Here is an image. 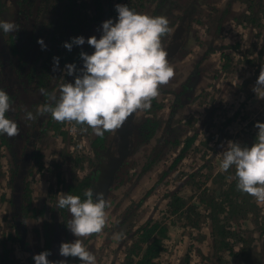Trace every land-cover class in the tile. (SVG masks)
Masks as SVG:
<instances>
[{
    "label": "rangeland",
    "instance_id": "1",
    "mask_svg": "<svg viewBox=\"0 0 264 264\" xmlns=\"http://www.w3.org/2000/svg\"><path fill=\"white\" fill-rule=\"evenodd\" d=\"M166 1V12L155 18L168 19V8L171 12L173 8L168 24L174 17L176 23L178 15L189 17L179 52L158 67L155 59L159 49L143 54L137 62L131 49L138 33L134 42L123 45L120 24H112L105 37L107 57L100 68L92 69L71 98L72 102L88 99L94 114L78 126L70 114L59 111L49 137L38 142L39 159L26 176L23 194L25 207L31 210L33 203L36 215L26 210L23 245L16 239L12 222L7 221L4 202L10 197L11 160L4 152L0 154V193L4 194L0 195V253L8 250L12 264H41L35 248L37 244L43 246L47 236L54 247L49 255L41 256L43 262L58 258L62 264H121L126 247L134 239L133 231L146 221L167 227L159 264H246L219 249V243L214 244V232L220 226L244 238L245 242L235 244L234 250L243 246L252 255L257 254L256 260L247 258L250 264H264V0ZM149 6L152 8L151 3ZM148 11L144 9L143 22L149 18ZM176 25H170L168 32ZM117 66L121 70H116ZM136 71L145 87L132 106L131 85ZM148 73L154 75L142 78ZM27 101L20 98L21 120L28 114L31 119L39 106V100L38 104ZM132 107L131 126L137 131L148 119L145 135L151 137L135 142L99 208L101 214L95 225L92 212L84 221L74 215L76 199L65 207V218L59 204L67 184L95 170L96 153L108 145L124 112ZM105 125L108 132L96 148L91 142ZM165 132L170 141L157 147L159 136ZM193 134V144L172 167L185 138ZM236 170L242 173L239 183L235 181ZM62 176L67 179L65 183L56 180ZM173 193L183 203L175 212L176 205H170ZM228 215L231 219L226 218ZM122 220L124 225H119ZM71 225L75 244L66 254L67 243H73L72 234L66 235ZM76 247L90 252L79 256Z\"/></svg>",
    "mask_w": 264,
    "mask_h": 264
},
{
    "label": "trees",
    "instance_id": "2",
    "mask_svg": "<svg viewBox=\"0 0 264 264\" xmlns=\"http://www.w3.org/2000/svg\"><path fill=\"white\" fill-rule=\"evenodd\" d=\"M149 3L152 4V8ZM166 3V0H148L147 3L145 0H117L116 3L112 0H91L89 3L84 0H0V133L5 120L11 122L16 120L18 115L17 94L20 91L29 96L42 94L38 98L41 107L36 118L40 124L43 123V119L51 117L57 111L65 110L63 112L72 117L75 116V124L78 126L86 117L84 111L93 115L94 111L89 108L88 99L82 97L81 100H73L72 102L71 98L77 90L83 87L92 69L94 67L100 68L102 60L107 57L109 47L105 37L107 32L111 31L112 24H120L122 31L120 36L123 45L125 42H134V34L138 33L137 41L131 49L137 55V62L142 60L143 54L151 52L153 49L160 50V55L155 59V63H163V56L166 57L167 61L170 56L174 55L166 48L167 39L171 36V33L168 32L170 25L176 23L183 25L185 28L183 38L185 40L189 17L188 14L178 15L176 23L174 17L173 21L168 24L167 22L171 20L173 14V8L172 12L171 8H168L166 13L167 16H170L168 19L155 18L154 16L160 12H166ZM145 8L149 9V18L143 22L142 17L145 14ZM186 8L189 10V5ZM224 13L225 11L222 14ZM221 23L222 19L220 18L215 32H219ZM140 24L143 25L142 28L139 27ZM120 52H122V48ZM137 68L138 65H136V70ZM116 70H121V66H117ZM154 73H148L142 78L146 79ZM137 74L136 71L133 75L130 104L136 103L140 89L145 87L144 79L138 80ZM25 82H28L26 91L22 89ZM146 110L148 111V109ZM108 114H110L109 110ZM129 122L130 118L128 117L121 120V124L128 127L126 131L121 132L120 128L116 131V134L119 135L118 141L121 142L126 138L132 142V130ZM148 123L149 120L146 119L139 126L138 137L149 138L151 136V134L145 135L149 129ZM107 132L108 126L105 125L92 140V146L99 147ZM194 138L195 134L185 139L172 167L193 144ZM118 141L116 148L123 151L124 147L119 145ZM2 142L5 144L4 140ZM97 153L100 156V153ZM13 156L16 168L12 175L11 186L15 192L10 198V202L16 205L20 203L21 195L25 192L24 177L28 170L31 149L28 148L27 151L19 155L14 153ZM122 162L118 164L116 173L113 174L107 193L117 179ZM249 167L254 168L252 165ZM166 174L167 172L162 177ZM241 174L239 170H236L238 177L235 181L237 183L243 181ZM95 175L98 177V173ZM67 187L63 200L59 204L62 215L66 218L65 207L71 204L75 198L77 206L74 215L84 220L85 215L92 212L94 215L93 225H95L101 214L99 208L103 207L107 196V193L101 194L98 190L97 179L95 187L94 184L91 186L88 178L75 180ZM150 191L151 189L145 193L140 199V203L149 195ZM181 199L175 193L171 195L170 205H176L172 212L182 207ZM210 202L212 201L210 200ZM92 205H96L97 209H93ZM17 207L12 215H9L7 221L12 222L16 239L19 245H23V237L26 233V216L19 211L20 206ZM226 218L231 219V216L228 215ZM120 224L124 225V221L122 220ZM166 231L165 224L146 221L133 231L132 237L134 239L126 247L121 264H159L160 253L165 250L163 238L167 237ZM70 233L72 234L71 241L74 243L73 231ZM213 237L216 240L214 244L219 243V249L226 250L230 255L240 258V260H245L246 264H250V260L247 261V258L257 259V254L252 255L243 246L239 250H234L235 244L245 242V240L242 236L231 233L223 226L214 232ZM73 243H67L64 253L70 254L72 252ZM57 246H59L58 243ZM53 247L54 245L48 236L43 246L41 244L36 245L35 253L38 252V259H40L41 264H62L58 258L51 263L41 260V256L49 255ZM60 250L61 248H59V252ZM7 254L8 250L2 249L0 261L7 260L8 264H12L14 261L10 260L11 257ZM31 258L29 257V263L33 262ZM68 261L70 260L67 258Z\"/></svg>",
    "mask_w": 264,
    "mask_h": 264
},
{
    "label": "flooded vegetation",
    "instance_id": "3",
    "mask_svg": "<svg viewBox=\"0 0 264 264\" xmlns=\"http://www.w3.org/2000/svg\"><path fill=\"white\" fill-rule=\"evenodd\" d=\"M178 28H181V30H182V31H180V33L178 31L179 30ZM184 32H185V28L183 27V25L177 24L176 27H175V29L171 32V36L167 39L166 48L169 49V51L174 54V55L170 56V58L173 57V56H175L179 52V50L181 49V47L183 46V44H184V38H183ZM178 33L180 34L179 37L176 36ZM177 41H180V45H178V46L175 47V43ZM163 58H164L163 62L164 61L166 62V57L163 56ZM156 64L158 66L160 65L158 63H156ZM27 85H28V82H25L24 83V86L22 87V89L24 91L27 90ZM41 95L42 94H37V95H31V96H29L28 94L24 93L23 91H20L17 94L18 115L16 116V120L13 121V122H11L10 120H5L4 124L2 125V131L0 133V143H1L0 144V154H2V152H4L5 154H7L10 157V160H11L10 176H9V179H8L9 180L10 187H11L10 190H9V194H10L9 196L10 197H9V199H8L7 202H4L6 204L5 205L6 206V213L8 215H12V213L14 212V210H16L18 208L17 207L18 205L20 206V210L19 211L21 213H24L25 216H27L26 210H30V207L27 209V207H25V205H24V202H23V194L21 195V200H19L20 201L19 204L14 205V204H12L10 202V198L12 197V195L15 192V191H13L12 186H11L12 175H13L14 170L16 168L15 161H14V158H13L14 157L13 154L14 153H16L17 155H19L20 153L23 154L25 151H27L28 148L31 149V157H30V160H29V163H28L29 164L28 165V170H27V172L25 174V177H24L25 178L24 179V182L26 183L27 182L26 176L28 175V173L31 172L32 167L34 166V162L36 163L37 162V159H39V156H38L39 153L37 151V148L39 150L38 142L41 139H45V138H48L49 137L48 136L49 135L48 134L49 128L52 127L54 129L53 119L55 118L54 120L56 121V117L55 116H56V113L59 112V111L54 112L51 117L46 118V119H43V123L40 124L38 122V120L36 121L37 115L39 114V109L41 107V106H38L37 112L34 114V116L32 115V118L31 119H30V117H28V115H29L28 114V115L23 116L22 117V120H21L22 108H21V105H20V98L27 99L28 100L27 102H29V103L32 102V103L35 104V103H37V101L39 100L38 98ZM39 105H41V104H39ZM132 106H134V104H132ZM171 108H170V111L173 110ZM130 110H131V112H130ZM133 112H134V109L132 107L128 111L124 112V114H123V116L121 118V120L123 118H125V117L130 118V122L129 123H130V129L132 130V135H131L132 142H129L128 139H126V138L123 139L121 142L118 141L119 140L118 139V136L119 135L116 134V131L119 130V128L121 129V132L124 131V130L126 131V129L128 127V126H125L124 127V124H121V120H120L119 121L120 124L118 123V125L116 126V128L114 130V135L112 136V138L108 142V145L102 151L99 152L100 153V156H98V153H96V156H97V159H98V163H97V166L95 167V169L97 168V170L96 171L94 170L90 175H88V176L85 175V176L81 177L80 179L88 178V180L91 182V186H93V184H94V187H95V181L97 179L98 185H100L99 182H100L101 176L102 177L104 176V174L101 175V171L102 170L100 169L103 166V162L106 161V164H107V167H108V164H109V162H108L109 156H111V155L121 156L122 154H124L127 151L126 154H125V156H123V158L119 162H115L114 163V171L112 173L111 178L113 177V174L116 173L118 164L123 161L122 164H121L120 169L122 168V166L125 164V160L130 155V153H131V151L133 149V146L135 145V142L140 138V137H138V132L135 131V129L131 126V123H132V118L131 117H133L132 116ZM83 113L86 114V117L83 118V121L86 118H88V117H92V115H90L88 112H85L84 111ZM66 115L68 116L67 113H66ZM67 116H65L64 118H66ZM72 119L74 120V124H75V118L72 117ZM28 121L31 122L30 125H27L26 124V122H28ZM38 125L40 126V128H39ZM136 136H137V139L135 140V137ZM166 137H167V132H165V133L161 134V136H159L158 143H157V147H158V145L159 146H163V145L168 144V142L170 140H168ZM149 138L146 137L145 140L147 141ZM142 139H144V136H142ZM2 140L5 141V144L2 142ZM117 141H118L119 145H123V147H124V150L123 151H121L118 148H116L117 147L116 145H118L117 144ZM7 143L8 144L10 143V144L8 145ZM91 144H92V142H91ZM36 156H37V158H36ZM33 159H35V160H33ZM96 173H98V177H97V175H95ZM56 180H59V181H61L63 183H65L67 181V179L64 178L63 176L60 177V178H57ZM73 182H75V181H73ZM70 183L71 182H69V184ZM114 183H115V181H114ZM0 186L2 187L3 185L0 183ZM67 186H68V184H67ZM25 187H26V185H25ZM51 190L52 189L49 186L48 192H50ZM55 192H56V190L54 191V193ZM0 195H4L3 192L0 193ZM107 196H108V193H107ZM107 196H106V198H107ZM47 197H48V195H47ZM75 201H77V200H75ZM31 207H32V209L30 210L31 213H32L31 216H35L36 215V208H35V206H34L33 203H31ZM84 220H81L80 219V221H84ZM70 227L71 228H70L69 232L66 233L67 236H69L70 235V231L72 232V230H73L72 229V225ZM73 244H75V241H74ZM76 248H77V250L79 252V255H83L84 253L87 254L88 252H90V250L83 249L82 247H76Z\"/></svg>",
    "mask_w": 264,
    "mask_h": 264
},
{
    "label": "water",
    "instance_id": "4",
    "mask_svg": "<svg viewBox=\"0 0 264 264\" xmlns=\"http://www.w3.org/2000/svg\"><path fill=\"white\" fill-rule=\"evenodd\" d=\"M179 30V33L181 30V28H178ZM177 34L176 36H180V34ZM180 45V41H177L175 43V47ZM162 60H164V58H162ZM158 67V65H156ZM127 152V151H126ZM126 152L124 154H122L121 156H114V155H111L109 156V159H108V167H107V164H106V161L103 162V166L100 168L102 171H101V175L104 174V176L102 177L101 176V179H100V185H98L99 187V191L101 192V194H106L107 193V189H108V185L110 184L112 178V173L114 171V163L115 162H119L123 156H125Z\"/></svg>",
    "mask_w": 264,
    "mask_h": 264
},
{
    "label": "crops",
    "instance_id": "5",
    "mask_svg": "<svg viewBox=\"0 0 264 264\" xmlns=\"http://www.w3.org/2000/svg\"><path fill=\"white\" fill-rule=\"evenodd\" d=\"M240 4V3H239ZM242 5V4H241Z\"/></svg>",
    "mask_w": 264,
    "mask_h": 264
}]
</instances>
